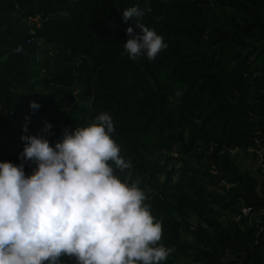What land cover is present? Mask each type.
Returning a JSON list of instances; mask_svg holds the SVG:
<instances>
[{"label":"trees","instance_id":"obj_1","mask_svg":"<svg viewBox=\"0 0 264 264\" xmlns=\"http://www.w3.org/2000/svg\"><path fill=\"white\" fill-rule=\"evenodd\" d=\"M132 6L152 9L142 22L167 44L154 60L124 49ZM103 112L131 163L116 174L145 192L174 249L161 264H264V0H0V162L30 176L22 136Z\"/></svg>","mask_w":264,"mask_h":264},{"label":"clouds","instance_id":"obj_2","mask_svg":"<svg viewBox=\"0 0 264 264\" xmlns=\"http://www.w3.org/2000/svg\"><path fill=\"white\" fill-rule=\"evenodd\" d=\"M145 11L152 9L123 10L125 21H135L123 45L133 60L145 53L154 60L167 48L142 22ZM30 106L39 107L35 101ZM51 128L46 123L43 131ZM114 131L103 112L87 126L66 129L54 147L43 135L21 137V158L37 167L25 176L23 164L0 162V264H62V256L76 264H161L168 258L174 249L159 243L162 223L145 192L115 172L131 163L120 155Z\"/></svg>","mask_w":264,"mask_h":264},{"label":"rangeland","instance_id":"obj_3","mask_svg":"<svg viewBox=\"0 0 264 264\" xmlns=\"http://www.w3.org/2000/svg\"><path fill=\"white\" fill-rule=\"evenodd\" d=\"M55 120H56V122H55V124H52L51 130L44 134V137L47 140L49 139V137H53L54 138L53 139V141H54L53 144H56L58 142L56 140H58V139L61 140L62 139L64 131L66 129L68 131H70V128L64 127L62 118H58L57 117V118H55ZM168 154L170 155L171 153H168ZM231 154L235 158V162L240 168L248 167V168L252 169V168H254L256 166L255 163H253L254 158L251 155L247 154V153L233 152ZM187 262H188V260L184 259V260H180L178 262H174V264H185Z\"/></svg>","mask_w":264,"mask_h":264},{"label":"built area","instance_id":"obj_4","mask_svg":"<svg viewBox=\"0 0 264 264\" xmlns=\"http://www.w3.org/2000/svg\"><path fill=\"white\" fill-rule=\"evenodd\" d=\"M253 149H249V151H252ZM233 151V150H232ZM253 151H255L256 153H257V160H256V163H259V161H260V158H261V156H262V154H263V151H260V150H253ZM161 154H165V152L164 151H162V152H160ZM132 182V181H131ZM131 182H129V183H131ZM249 212H250V208L248 207V206H244V205H242V206H240V208H239V213H240V215H243V216H246V215H248L249 214Z\"/></svg>","mask_w":264,"mask_h":264},{"label":"water","instance_id":"obj_5","mask_svg":"<svg viewBox=\"0 0 264 264\" xmlns=\"http://www.w3.org/2000/svg\"><path fill=\"white\" fill-rule=\"evenodd\" d=\"M45 138V137H44Z\"/></svg>","mask_w":264,"mask_h":264}]
</instances>
